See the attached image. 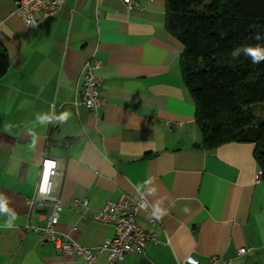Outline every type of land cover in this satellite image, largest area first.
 Instances as JSON below:
<instances>
[{"label":"crops","instance_id":"1","mask_svg":"<svg viewBox=\"0 0 264 264\" xmlns=\"http://www.w3.org/2000/svg\"><path fill=\"white\" fill-rule=\"evenodd\" d=\"M15 1L0 0V43L10 58L0 78V225L15 215L12 229L0 227V264H82L31 228L46 223L28 204L44 156L60 163L64 209L56 229L83 246L114 235L112 224L95 220L105 202L122 193L148 198L138 223L154 227L157 239L115 264H179L189 255L264 264V178L257 180L255 144L204 145L182 75L183 44L167 28V0H137L133 8L101 0L100 14L95 0H66L32 28ZM92 59L101 62L96 74L107 99L98 111L74 104ZM63 113L68 119L58 122ZM170 122L182 126L172 131ZM84 198L87 208L78 204ZM242 247L250 250L238 255ZM93 264H108L107 253Z\"/></svg>","mask_w":264,"mask_h":264},{"label":"trees","instance_id":"2","mask_svg":"<svg viewBox=\"0 0 264 264\" xmlns=\"http://www.w3.org/2000/svg\"><path fill=\"white\" fill-rule=\"evenodd\" d=\"M166 15L168 30L183 44L182 75L204 145L254 143L264 178V120L253 111L264 103V62L253 64L243 51L231 56L240 45L264 46V0H167ZM9 66L0 43V78Z\"/></svg>","mask_w":264,"mask_h":264},{"label":"built area","instance_id":"3","mask_svg":"<svg viewBox=\"0 0 264 264\" xmlns=\"http://www.w3.org/2000/svg\"><path fill=\"white\" fill-rule=\"evenodd\" d=\"M97 13L100 14L101 0H95ZM66 0H16L15 12L24 20L25 24L32 28L38 25L46 16L58 12ZM130 8L137 7V0H125ZM101 66L97 59L88 61L82 72L81 85L78 89L80 100L74 102L84 104L88 109L98 111L107 104L106 96L103 94V78L96 74V70ZM170 129L177 130L182 126L181 122H170ZM61 173L60 163L57 159L44 156L41 162L40 177L35 194L28 198V204L32 212L41 210L45 214L46 223L44 225H32L31 228L40 234L42 242H51L59 253H66L82 258V264H93L98 255L106 252L108 264L122 260L126 255L142 253L148 241H155L157 236L152 227L145 230L138 223L139 214L150 209V203L144 193L133 195L122 193L118 198L105 202L95 214V220L109 223L114 226V235L98 246H83L73 238L60 234L56 229L64 203L57 190L56 178ZM263 178V170L259 169L257 180ZM78 204L83 207L89 206V199L78 200ZM159 216V218H157ZM160 221V215L154 213L151 222L155 226ZM250 250L242 247L238 250V255H244ZM179 264H236L234 259L223 260L213 257L208 262H201L192 255L180 260Z\"/></svg>","mask_w":264,"mask_h":264},{"label":"clouds","instance_id":"4","mask_svg":"<svg viewBox=\"0 0 264 264\" xmlns=\"http://www.w3.org/2000/svg\"><path fill=\"white\" fill-rule=\"evenodd\" d=\"M255 39L259 40L260 36H255ZM243 51L244 56L249 59L253 64H260L264 62V46L260 45H240L236 49L233 50L231 53V56L233 58H236L240 55V52ZM58 122H66L68 119V113H63L59 117L56 118ZM37 121L41 124L43 123H49L52 122L50 118L48 117H41L37 116ZM6 210L5 205L3 202H0V211ZM157 212H159V209H157ZM162 215V213H161ZM159 218V216H157ZM14 220L15 215H13L12 219L6 220L0 227H3L5 229H12L14 227Z\"/></svg>","mask_w":264,"mask_h":264},{"label":"rangeland","instance_id":"5","mask_svg":"<svg viewBox=\"0 0 264 264\" xmlns=\"http://www.w3.org/2000/svg\"><path fill=\"white\" fill-rule=\"evenodd\" d=\"M253 111L257 119L264 120V103L255 105Z\"/></svg>","mask_w":264,"mask_h":264},{"label":"water","instance_id":"6","mask_svg":"<svg viewBox=\"0 0 264 264\" xmlns=\"http://www.w3.org/2000/svg\"><path fill=\"white\" fill-rule=\"evenodd\" d=\"M53 137H54V138H57V137H58V133L55 132V133L53 134Z\"/></svg>","mask_w":264,"mask_h":264}]
</instances>
